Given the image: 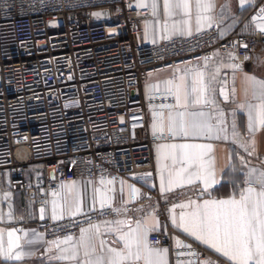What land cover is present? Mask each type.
I'll return each instance as SVG.
<instances>
[{"label":"built area","instance_id":"2783aa9c","mask_svg":"<svg viewBox=\"0 0 264 264\" xmlns=\"http://www.w3.org/2000/svg\"><path fill=\"white\" fill-rule=\"evenodd\" d=\"M134 1L0 0V175L12 171L11 191L24 192L38 208L67 182L104 181L103 208L35 221L47 242L122 215H154L164 230L150 234L148 243L167 248L171 264H230L187 239L180 240L187 247L173 243L168 218L170 210L182 211L183 191L165 198L155 182L156 146L172 136L166 128L148 131L146 116L173 110L175 98L137 92L147 78L213 53L232 54L240 66L263 64L264 34L221 37L211 26L172 37L164 29L158 43L145 44L144 23L153 12L135 8ZM94 10L108 11V20L93 21ZM253 163L264 170V156ZM30 164L44 173L38 192L19 174ZM130 186L138 190L135 197Z\"/></svg>","mask_w":264,"mask_h":264},{"label":"crops","instance_id":"0c3cea01","mask_svg":"<svg viewBox=\"0 0 264 264\" xmlns=\"http://www.w3.org/2000/svg\"><path fill=\"white\" fill-rule=\"evenodd\" d=\"M141 3L147 6L138 7L137 4ZM155 12L152 8L153 0H135L134 7L138 9H151L153 18L144 23L143 42L145 44L158 43L164 32V25H168V33L172 37H189L198 32L204 31L210 27L207 24H202L199 28L197 26V9L196 0H189L191 5V14L189 17L183 15L165 16L163 2L164 0H155ZM213 9L208 15L213 18L211 26H215L220 35L223 30L224 35L230 33L237 34H252L256 30V23L261 21L257 20L255 23L252 18L257 16L260 9L264 8V0H246L243 7L240 0H211ZM188 20V26H184V21ZM176 26L174 29L173 26ZM247 25V27H246ZM207 68L204 67L205 61L189 66L182 67L175 71H167L155 74L147 78L142 84L140 90L137 92L138 96H146L149 94H163L167 93L165 89V82L174 80L184 70L191 67H197L206 72V81L210 89V95L214 98V104L199 105L189 103L187 108L177 107L175 101V108L169 112L148 113L146 116L147 129L150 132L156 131L157 128H166L169 130L170 116L175 117V114L180 111L185 112H200L203 111L208 114L209 122L212 125H218L223 122L227 128L228 138L224 139L223 134L219 139L207 138L204 136H185L183 133L170 131L172 140L159 143L156 146V159L158 165V173L156 176V187L161 193L160 176L167 177L168 172L178 171L181 165L179 163L173 164V161L168 158L170 153H180V149H173L172 145L182 144H204L210 145V150L207 153L208 168L210 175L202 176L200 180H196L189 184L184 181L182 184L173 185L171 190L167 182L165 183V191L161 193L165 198L170 197L176 191H183V199L181 205H187L190 200L203 202L204 200L214 199H228L234 195L238 198L242 189L251 186L254 190L260 191L264 189L259 183L255 182V176L249 177V170L255 169L256 175L264 172L253 163V158L264 156V126H256L253 131L248 129V116L245 109L238 106L247 103H257L252 99L251 87L246 82V77L251 76L256 80L264 81V63L240 66L239 69H233L228 65L235 64L230 54L220 55L213 53L207 57ZM218 69V71H217ZM221 89L224 90L228 99L225 100L224 95H221ZM183 103V102H182ZM235 122V131L239 134V140L245 147H241L239 143H234L232 138V124ZM246 149V150H245ZM235 169V171H233ZM19 174L23 177L28 187L35 188L37 192L41 189L44 182V173L41 166L30 164L19 169ZM12 171L4 172L0 175V236H2V243L5 252L8 248V232L13 231V238L19 237L18 248H14L13 252H20L22 258L16 260L7 259L5 256H0V264H78V260L85 259L84 250H79L78 260H61L55 257L61 255V249L68 247L65 244H59L56 240L47 242L44 240L40 230L34 225L35 221L41 220V208H44V218L52 222H58L66 218H73L89 211L100 207L99 199L96 197L95 190L102 188V183L99 180L83 181L74 180L67 182L63 185H72L75 183L76 191L69 192L60 190L59 194L50 197L42 202L41 207L36 206L33 198H28L22 191H11L10 177ZM207 179L210 187L205 189L202 182ZM214 179L215 183L212 184ZM57 202V219H52V201ZM124 201H127L125 196ZM81 207V213L72 215L66 209L68 207L75 208L76 204ZM63 206V218H60V207ZM119 211L123 214L122 206H118ZM187 211L188 209H181ZM11 213V215H9ZM180 214V213H179ZM179 214L171 211L169 214L168 222L171 229L176 234L173 243L187 239L199 245L207 252L216 255L225 261L229 262L220 253L207 245L201 244L194 238L185 234L182 230L176 228L170 219L172 215L177 218ZM123 220L126 223L121 226L117 225L116 221ZM141 221L146 227H151L158 221L154 215H147L142 219H127L125 216H120L113 220H103L99 225V235H96L93 240L95 247V255H105L109 247L119 249L122 248V243L118 240V233L110 231L113 227H122L124 231L127 230L129 223L131 227H135L136 221ZM86 227L85 229H88ZM164 226L159 223L157 230L149 231L148 236L155 232H161ZM81 236V230L74 236L71 241L72 245L77 244ZM147 236V238H148ZM104 241V244H101ZM165 249V248H161ZM167 249V248H166ZM167 262L171 264V257L168 250ZM230 263V262H229ZM206 264V263H203Z\"/></svg>","mask_w":264,"mask_h":264},{"label":"snow or ice","instance_id":"6c2138e0","mask_svg":"<svg viewBox=\"0 0 264 264\" xmlns=\"http://www.w3.org/2000/svg\"><path fill=\"white\" fill-rule=\"evenodd\" d=\"M246 0H240L243 5ZM138 7L147 6L138 2ZM152 8L155 12L157 7L153 0ZM165 16L183 15L189 17L191 14V5L189 0H164L163 2ZM211 0H196L197 9V26L207 24L211 27L213 18L208 15L213 9ZM99 15V14H95ZM256 23V28L264 34V8L260 9L257 16L252 18ZM189 21H184V26H188ZM167 30L168 25H164ZM174 29L176 26H173ZM247 27V25H246ZM224 35V31L220 32V36ZM232 54H230L231 56ZM234 58V57H233ZM207 60L205 57L204 67L207 68ZM228 67L239 69L240 65L231 64ZM218 71V69H217ZM206 72L197 67H191L184 70L174 80L165 82L167 93L175 98L177 107L187 108L189 103L199 105L214 104L215 100L210 95L214 91L210 89L206 81ZM247 84L252 90V99L257 103L241 104L238 107L245 109L248 116V129L253 131L256 126H264V81L256 80L254 77L247 76ZM221 95L225 100L228 96L221 89ZM183 102V103H182ZM232 138L234 143H239L241 147H245L239 140V134L235 131L236 124H232ZM169 131L183 133L185 136H204L209 139H219L223 134L224 139L228 138L227 128L223 122L218 125H212L209 122L208 114L200 112L180 111L175 117L170 116ZM173 149H180V153H170L169 157L173 164L179 163L181 167L178 171L168 172L167 177L160 176L161 193L165 191V183L167 182L169 190L173 185L182 184L184 181L191 184L196 180H200L202 176L210 175L208 168L207 153L210 145L204 144H182L172 145ZM246 150V149H245ZM235 171V169H233ZM249 177L255 176V182L264 186V172L256 175V170L251 169L248 173ZM205 189L210 187L207 179L202 181ZM103 184L104 181H101ZM111 183V182H109ZM214 179L212 184H214ZM61 191H76V185H60ZM131 187V186H130ZM137 189L131 187L132 196L135 197ZM96 197L99 199L103 208L108 202V195L101 189L95 190ZM55 195V194H54ZM176 207V206H174ZM181 209L187 208V211H181L179 217L175 215L170 217L172 224L182 230L188 236L199 241L203 245L214 249L217 253L223 255L230 264H264V189L260 191L254 190L251 186L240 191L239 197L235 195L228 199L220 200H204L202 203L196 200H190L187 205H179ZM72 215L81 213V207L77 203L75 208L68 207L66 209ZM41 219L44 218V208H41ZM65 208L60 207V218H63ZM114 211H118L115 210ZM172 210H170L171 212ZM11 215V213H9ZM52 219H57V202L52 201ZM126 221H116L117 225L123 226ZM126 231L122 227L110 228V231L118 233V240L123 247L119 249L109 247L105 255H95V247L93 244L94 237L99 235V225H90L88 229L81 228V236L77 244L72 245V237L67 236L59 244L68 245L62 248L61 255L55 259L61 260H78L79 250H84L85 259L78 260V264H168V249L153 248L149 245L147 236L149 231L157 230L159 222L156 221L151 227H146L141 221H136L135 227H131L130 222ZM15 231V230H13ZM13 231L8 232V248L5 252L2 236H0V256L7 259L16 260L22 258L20 252H13L14 248H18L19 237L13 238ZM177 247H187L182 242L177 241ZM104 244V241H101Z\"/></svg>","mask_w":264,"mask_h":264},{"label":"water","instance_id":"95a60500","mask_svg":"<svg viewBox=\"0 0 264 264\" xmlns=\"http://www.w3.org/2000/svg\"><path fill=\"white\" fill-rule=\"evenodd\" d=\"M97 19L96 21H106L108 20V11H100V12H97Z\"/></svg>","mask_w":264,"mask_h":264},{"label":"rangeland","instance_id":"374dc122","mask_svg":"<svg viewBox=\"0 0 264 264\" xmlns=\"http://www.w3.org/2000/svg\"><path fill=\"white\" fill-rule=\"evenodd\" d=\"M95 14H97V11H96V10H94V11L92 12V18H93V21H96V19H97V15H95Z\"/></svg>","mask_w":264,"mask_h":264}]
</instances>
